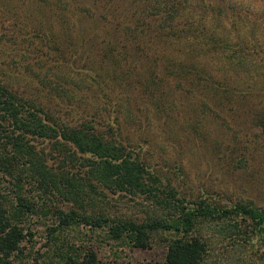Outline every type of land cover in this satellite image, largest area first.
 <instances>
[{
	"label": "trees",
	"instance_id": "trees-1",
	"mask_svg": "<svg viewBox=\"0 0 264 264\" xmlns=\"http://www.w3.org/2000/svg\"><path fill=\"white\" fill-rule=\"evenodd\" d=\"M53 2L59 31L72 40L75 29L70 28L66 15L70 12L68 2ZM144 2L139 0L137 4V19L141 18L137 24L152 18L149 36L161 42L183 39L198 46L196 39L202 32L199 23L191 24L188 16L180 22L186 7L180 5L186 0ZM77 15L81 18L83 14ZM37 23L42 24L37 21L26 28L25 23L19 26L15 22L16 34L6 36L0 32V65H3L0 68V264L47 263L37 251L29 255L26 250L32 236L26 221L33 213L54 216V225L48 228L53 241L49 264H106L92 246L54 244L59 239L55 231L79 225L133 247L162 243V257L147 264H264V207L241 201L217 204L206 196L193 200L178 196L169 183H163L149 169L131 142L118 137L117 113L125 106L115 99L101 101L102 95H106L102 87L104 76L94 73L92 63L86 62L90 54H96L108 60L106 70L111 72V65L116 63L113 52L118 40L96 41L88 35L86 25L79 22L81 33L76 30L77 43L91 50L73 59L82 63L80 78L88 79L84 83L85 91L92 94L94 87H98L96 97L101 104L92 106L91 113L73 116L76 110L73 98L79 92L76 82L72 83L73 87H65L66 77L59 76L58 71L49 68L40 58L33 64L27 60L33 55H44V48L50 47L57 58L64 55L62 47L55 45V39L40 30ZM121 33L133 42L137 36L136 45L144 36L142 27L139 31L122 28ZM208 36L212 40L211 49L229 50V54L224 52L226 61L241 64L244 54L240 49H231L220 36ZM15 37H20L19 42ZM7 44L20 45L17 50L23 56L21 60L12 56L15 48H8ZM136 48L139 54L135 51L131 55L142 56L143 48ZM23 53L27 54L26 58ZM145 54L142 59L147 58ZM159 57L166 61L152 62L148 71L132 69L135 82L143 85L150 95L162 83V78L156 75L158 66L167 73H175L178 82L184 79V72L188 73L183 64L173 66V58L164 54ZM7 66H13V71L18 70L16 73L34 81L37 95L22 94L10 86L1 76L10 74ZM204 82L207 81L203 78L193 81L195 85ZM2 187H7V191H1ZM112 195L139 204L142 213L123 214L112 210L109 202ZM50 200L64 204L51 206Z\"/></svg>",
	"mask_w": 264,
	"mask_h": 264
},
{
	"label": "rangeland",
	"instance_id": "rangeland-1",
	"mask_svg": "<svg viewBox=\"0 0 264 264\" xmlns=\"http://www.w3.org/2000/svg\"><path fill=\"white\" fill-rule=\"evenodd\" d=\"M64 1L70 7V12L66 13L70 28L75 29L72 40L59 31L53 0H0V32L6 36L16 34L15 22L19 26L25 23L26 28L42 22L37 26L55 39V45L62 47L63 58H57L50 47L44 48V55H33L27 60L33 64L40 58L49 68L58 71L59 76L66 77L65 87H73L72 83L76 82L79 92L73 98L76 110L72 115L91 113L92 106L101 104L96 97L98 87H94L92 94L85 91L84 83L88 79L80 78L82 63L74 61L79 53L91 50L77 43L75 38L81 22L96 41L118 40L113 52L116 63L111 65V72L106 70L108 60L96 54H90L86 62L92 63L94 73L104 76L102 87L106 95H102L101 101L115 99L125 106L117 113L118 137L131 142L149 169L163 183H169L178 196L188 200L206 196L217 204L241 201L264 207V0H186L180 5L186 6L180 22L188 16L191 24L199 23L202 32L196 39L198 46L183 39L161 42L149 36L152 18L137 24L141 19H137L139 0ZM217 8L219 13H216ZM77 14L83 15L79 18ZM126 27L136 31L142 27L144 36L139 37L137 45V36L133 42L129 34L130 40L122 35L121 29ZM208 34L220 36L231 49H240L244 54L241 64L228 63L226 50L211 49ZM15 39L19 42L20 37ZM68 41L72 44L68 45ZM7 45L15 48L12 56L21 60L23 56L17 50L20 45ZM136 46L143 48L146 59H142L144 54L140 58L131 55L135 51L139 54ZM162 53L173 58V66L185 65L188 73L184 72L183 82H178L175 73H167L158 66L156 75L162 78V83L150 95L143 85L135 82L132 69L148 71L152 62H165L159 57ZM23 55L26 58L27 54ZM8 69L10 74L1 76L10 86L22 94L37 95L34 81L16 73L18 70L13 71V66ZM197 78L207 82L195 85L193 81ZM1 191L6 192L7 187H2ZM50 201L51 206L64 204L60 200ZM109 202L116 212L142 213L139 204L123 196L112 195ZM51 225H54V216L50 213H33L26 221V227L32 232L26 250L29 255L34 251L40 253L46 264L52 257L53 241L48 233ZM55 232L59 239L54 244L77 248L92 246L97 257L106 264H147L159 260L164 251L160 242L146 248L133 247L109 240L101 232L81 225Z\"/></svg>",
	"mask_w": 264,
	"mask_h": 264
}]
</instances>
